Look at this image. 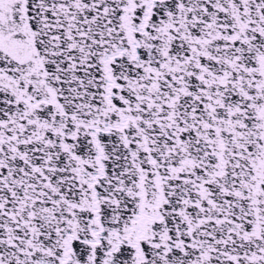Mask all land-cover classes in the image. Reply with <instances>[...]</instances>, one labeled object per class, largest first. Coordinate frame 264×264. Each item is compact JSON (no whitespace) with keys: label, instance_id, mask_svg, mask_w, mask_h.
I'll return each instance as SVG.
<instances>
[{"label":"snow or ice","instance_id":"snow-or-ice-1","mask_svg":"<svg viewBox=\"0 0 264 264\" xmlns=\"http://www.w3.org/2000/svg\"><path fill=\"white\" fill-rule=\"evenodd\" d=\"M0 264H264V0H0Z\"/></svg>","mask_w":264,"mask_h":264}]
</instances>
